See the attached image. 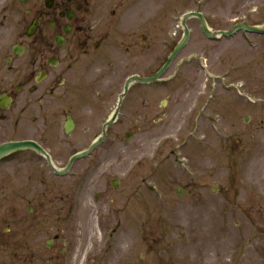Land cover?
<instances>
[{"label":"flooded vegetation","instance_id":"1","mask_svg":"<svg viewBox=\"0 0 264 264\" xmlns=\"http://www.w3.org/2000/svg\"><path fill=\"white\" fill-rule=\"evenodd\" d=\"M0 29V264H68L92 219L107 229L104 207L136 236L140 217L113 211L122 182L104 174L126 136L154 127V89L130 83L107 124L126 81L154 74V0H0Z\"/></svg>","mask_w":264,"mask_h":264},{"label":"rangeland","instance_id":"2","mask_svg":"<svg viewBox=\"0 0 264 264\" xmlns=\"http://www.w3.org/2000/svg\"><path fill=\"white\" fill-rule=\"evenodd\" d=\"M200 1L154 0V70L181 37L180 29L169 20L171 9L181 15L193 11ZM205 1L213 30H228L234 20L264 23V0ZM256 8L262 12L257 14ZM185 24L191 38L179 59L190 54L205 56L212 77L222 79L206 81L192 62L180 69L178 83L170 79L150 92L154 127L134 129L123 164L116 166L115 174H105L123 182L124 199L114 209L125 204L138 215L139 231L122 242L118 254L109 252L105 264H202L198 262L202 256L212 261L216 254L222 255L223 264H230L228 259L233 262L238 257L237 253L230 256L237 245L242 255L264 246V38L251 37L252 47L240 36L213 44L203 38L195 20ZM7 36L0 29V46ZM175 66L165 77L176 72ZM232 86L242 87L256 101L255 106L227 88ZM199 114L207 120L194 128L190 119ZM244 116L250 117L249 122L242 121ZM212 119L218 120L217 126ZM122 130L127 133L131 128ZM142 181L154 187V195L141 186ZM211 186L219 191L212 192ZM136 187L140 192L134 205L126 198ZM176 188L184 189L180 197L175 195ZM103 214L107 218L103 225L110 229L115 221L107 207ZM91 221V232L82 231V240H77L81 247L87 243L81 256L89 254L90 264H104L97 259L106 240L96 232L95 220ZM153 238L154 254L147 255L144 243Z\"/></svg>","mask_w":264,"mask_h":264},{"label":"water","instance_id":"3","mask_svg":"<svg viewBox=\"0 0 264 264\" xmlns=\"http://www.w3.org/2000/svg\"><path fill=\"white\" fill-rule=\"evenodd\" d=\"M193 16H198L199 17L200 22H201V26H202V30L205 33H207L208 35H211L208 32V30L206 28V25H205V23L203 21V19L199 15H195V14L186 15L185 16V19L183 20L184 36H183L182 40L180 41V43L177 45V47L174 49V51L169 56L167 62L159 69V71L153 77L148 78V79H140V80H137V81H140L142 83H149V82H152V81H157L164 74V72L167 70V68L169 67L170 63L173 61V59L175 58V56L178 54V52L186 44V41L188 40V30L186 29V27L184 25V22H185V20H187L188 18L193 17ZM238 28H242V29H245L247 31H258L257 29H253V28L246 27L245 25H239V26L234 27L232 29V31L227 34V36L230 35L232 32H234ZM127 84H126V87L125 88H127Z\"/></svg>","mask_w":264,"mask_h":264},{"label":"bare ground","instance_id":"4","mask_svg":"<svg viewBox=\"0 0 264 264\" xmlns=\"http://www.w3.org/2000/svg\"><path fill=\"white\" fill-rule=\"evenodd\" d=\"M185 19V17H183V20ZM186 21V20H185ZM182 24H183V21H182ZM207 26H208V24H207ZM248 146V145H247ZM248 150H249V148H248ZM218 260H217V257L215 256V259H213V261L214 262H217V261H219L220 260V257L218 256Z\"/></svg>","mask_w":264,"mask_h":264}]
</instances>
